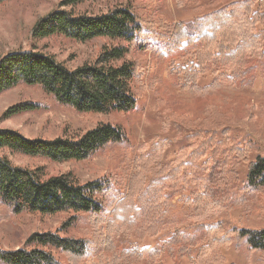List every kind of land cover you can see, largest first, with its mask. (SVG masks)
<instances>
[{"label":"trees","instance_id":"obj_1","mask_svg":"<svg viewBox=\"0 0 264 264\" xmlns=\"http://www.w3.org/2000/svg\"><path fill=\"white\" fill-rule=\"evenodd\" d=\"M9 1L0 0V5ZM86 1L95 0H64L56 11L38 20L30 33L38 40L62 37L80 44L105 40L107 44L100 47L95 61L69 70L42 52L7 53L0 57V95L24 85L38 87L58 105L80 115L129 113L136 107L132 94L135 64L126 59L131 51L165 58L177 54L187 62L183 70L192 83L200 70L212 67L215 77L207 89L216 90L222 85L249 88L255 72L264 73V31L257 30L258 25H264V0L234 1L190 22L175 24L138 14L124 5L98 16L75 15L71 11ZM173 1L176 7L183 6L182 0ZM35 108L32 104L16 105L4 116L22 115ZM125 140V132L110 124H100L76 140L27 139L17 131L0 130V154L7 151L54 163L83 162L104 147ZM256 151L250 142L239 143L228 134H221L219 139L211 130L198 129L186 136L167 173L156 174L147 190L156 191L158 199L165 193L168 201L188 192L181 202L191 208V214L170 223L173 234L159 247L114 254L120 264L131 260L160 264L162 253L176 260L190 258L193 264H219L213 260L216 248L233 242H244L251 252H264V228L235 229L227 215L247 196L264 189V157H254ZM244 164L248 166L241 182L239 169ZM112 191L109 180L80 185L68 175L46 178L41 169L13 166L0 155V205L12 215L72 213L88 215L94 225L104 226L105 230L127 228L136 212L137 190L107 204L105 197ZM109 211L110 219L105 221L101 214ZM187 224L194 228L192 234L178 231L177 226ZM68 226L65 223L62 228ZM164 228L159 224L150 226L148 235L155 237ZM105 243L112 247L111 241ZM199 245L203 246L202 253L191 259V250ZM90 248L87 240L31 234L23 249L0 250V264H59L53 252L79 259Z\"/></svg>","mask_w":264,"mask_h":264},{"label":"rangeland","instance_id":"obj_2","mask_svg":"<svg viewBox=\"0 0 264 264\" xmlns=\"http://www.w3.org/2000/svg\"><path fill=\"white\" fill-rule=\"evenodd\" d=\"M63 1L11 0L0 5V57L17 50H34L53 57L69 70L94 62L100 47L107 44L105 40L80 44L62 37L42 40L31 37L34 24L56 11ZM234 1L241 0H182L183 6L178 8L173 0H95L77 5L71 11L75 15L98 16L124 5L138 14L175 24L190 22ZM257 30L264 31V25H258ZM126 59L134 62L136 70L132 81L136 107L129 113L80 115L58 105L38 87L24 85L0 95V130L17 131L27 139L62 137L76 140L100 124H110L125 132V142L108 145L83 162L54 163L7 151L0 155L13 166L41 169L46 178L68 175L80 185L109 180L113 191L105 197L107 204L124 198L136 188V212L130 225L120 230L118 226L105 230L104 226L94 225L88 215H12L0 205V250L23 249L31 234L51 233L61 238L87 240L91 246L87 255L79 259L53 252L59 264H120L114 254L122 250L159 247L173 234L170 223H177L191 214V208L181 202L188 192L168 201L165 193L158 199L156 191L147 190L156 174L167 173L168 165L184 145L186 136L198 129L214 131L219 139L221 134H228L239 143L254 144L257 150L254 157H264V73L261 70L255 72L249 88L222 85L214 90L207 89L215 77L212 67L200 70L196 82L192 83L183 70L187 62L177 54L165 58L131 51ZM20 104H32L36 108L22 115L4 116L9 108ZM247 166L244 164L239 169L241 182H244ZM227 215L235 229H263L264 189L247 196L241 206ZM101 217L109 220L110 211L102 213ZM65 223L69 224L67 229L62 228ZM158 224L163 225L164 230L150 237L149 227ZM177 229L183 234L194 232L188 224L177 226ZM108 241L112 242L111 248L105 243ZM202 251L200 245L192 249L191 259L197 258ZM216 251L213 260L219 264H264V252H251L244 242L218 246ZM207 253L212 256L210 249ZM159 263L193 264L190 258L176 260L165 253L160 254ZM127 264H142V261L131 260Z\"/></svg>","mask_w":264,"mask_h":264}]
</instances>
